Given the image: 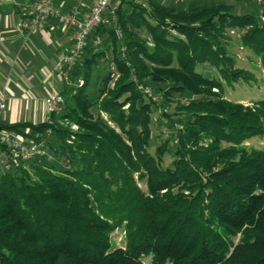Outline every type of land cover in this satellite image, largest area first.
Segmentation results:
<instances>
[{
    "label": "trees",
    "instance_id": "trees-1",
    "mask_svg": "<svg viewBox=\"0 0 264 264\" xmlns=\"http://www.w3.org/2000/svg\"><path fill=\"white\" fill-rule=\"evenodd\" d=\"M261 16L226 0L189 7L122 0L123 38L108 25L91 33L71 69L84 83L64 86L51 122L0 124L27 139L48 137L51 128L55 157L10 163L0 175V264H145L146 256L151 264H264V148L245 145L264 136V99L231 100L223 82L254 78L228 51L230 28L246 29L243 45L264 68ZM135 28H146L152 45ZM104 35L118 76L112 85L110 71L92 97L106 54L94 42ZM207 63L219 75L197 70ZM148 81L166 99L196 97L179 106L184 119L167 166L169 144L155 155L149 149L160 104L138 88ZM121 227L126 245L116 246L112 234Z\"/></svg>",
    "mask_w": 264,
    "mask_h": 264
},
{
    "label": "rangeland",
    "instance_id": "rangeland-1",
    "mask_svg": "<svg viewBox=\"0 0 264 264\" xmlns=\"http://www.w3.org/2000/svg\"><path fill=\"white\" fill-rule=\"evenodd\" d=\"M122 0H118L120 4ZM162 4L168 6H181V7H189L194 4L203 3L205 1L210 0H159ZM229 3H233L236 6L237 12H255L261 14L262 20L264 21V7L260 6L254 0H226ZM137 3H141L143 5L148 4V0H136ZM108 26L114 27L112 24H108ZM136 33L148 39L150 45H152L151 35L148 33L146 28L138 29L135 28ZM246 31V29H232L228 30L229 40L226 43L227 48L230 54L234 55L236 58L237 67L247 69L254 75V78L250 81H239L233 85L227 84L224 82V93L225 96L231 100L251 103L256 100L264 99V68L261 63L260 58L249 48L243 45L242 35ZM124 33L122 32L123 38ZM100 44L96 45L97 49L105 50V56L101 59L99 63V67L95 70V79L92 82L89 92L90 95L96 96L103 85V81L106 77L110 76V71H112L113 77L111 78L110 83L113 85V81L118 76L116 73V65L114 63V46L105 41L108 39L107 35H104ZM124 46L120 48L122 50ZM117 53V51H116ZM197 70L201 71L204 74L208 75H219L217 70L210 64H204L202 66L197 67ZM145 85H149L153 88V95L156 97V102L160 104L156 110L153 112V123H152V137L150 140L149 149L155 155L156 148L161 144H169L168 152L165 153V157L163 160V165H171L172 160L174 159L173 150L175 147V133L179 127H181V123L183 121V117L177 113L179 110V106L188 103L191 99L196 98L195 96L183 95L180 93H173L170 99H166L163 96V89L161 85L148 81V83H144ZM64 84L59 80L58 90L62 91L64 88ZM56 90V89H55ZM44 92V91H43ZM40 96H43L42 93ZM154 100V101H155ZM40 105L45 104V99L40 97L39 102ZM11 103L9 101V106L7 108L10 109ZM94 110L97 111L96 107ZM48 111V109H47ZM34 120V119H33ZM38 120V119H36ZM45 120V118L43 119ZM73 128L76 129L77 126L73 125ZM50 135L46 137L45 143L48 149L51 158L49 160H54V153L49 147ZM168 141V142H167ZM245 145L248 148H264V136H256L245 142ZM170 150V151H169ZM10 159L6 153L0 154V175L8 170L10 166ZM140 185L144 190H147L146 181H140ZM114 244L116 246H125L126 245V237L124 228H118L112 234ZM152 257L146 256L144 257L145 264H151Z\"/></svg>",
    "mask_w": 264,
    "mask_h": 264
},
{
    "label": "crops",
    "instance_id": "crops-1",
    "mask_svg": "<svg viewBox=\"0 0 264 264\" xmlns=\"http://www.w3.org/2000/svg\"><path fill=\"white\" fill-rule=\"evenodd\" d=\"M33 1L0 0V102L6 100V108L0 112V124L43 121L48 111L38 103L39 99H45L53 89L58 90L54 65L71 48L70 30L55 21L46 30L27 38L16 31L15 25L24 14L23 7ZM55 2L68 9L75 0ZM9 101L11 107L7 110Z\"/></svg>",
    "mask_w": 264,
    "mask_h": 264
},
{
    "label": "built area",
    "instance_id": "built-area-1",
    "mask_svg": "<svg viewBox=\"0 0 264 264\" xmlns=\"http://www.w3.org/2000/svg\"><path fill=\"white\" fill-rule=\"evenodd\" d=\"M88 5L86 0H75L73 5L64 9L55 0H34L23 7V16L16 23V31L27 38L47 29L51 21H55L60 26L70 30L71 48L58 61L55 62L53 73L64 85H82L83 78L73 81L71 69L82 60L83 52L88 45L91 33L101 25L112 24L119 37L122 31L118 26V0H90ZM259 5L264 6V0H254ZM101 37L95 39V45L100 44ZM126 48H122L125 54ZM138 88L153 100V88L149 85L139 84ZM64 95L53 89L45 98L48 113L45 120L51 122L50 115L53 111L61 110L65 103ZM156 101V100H155ZM6 108V100L0 102V112ZM29 132V130H27ZM51 128L46 135H50ZM35 139H27L13 131L0 128V154L6 153L3 147H7V155L14 166L26 165L30 160L39 157L51 158L48 152L45 138L37 133ZM40 138V139H39Z\"/></svg>",
    "mask_w": 264,
    "mask_h": 264
}]
</instances>
